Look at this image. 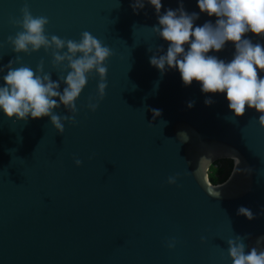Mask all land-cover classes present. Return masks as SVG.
<instances>
[{"label":"water","instance_id":"water-1","mask_svg":"<svg viewBox=\"0 0 264 264\" xmlns=\"http://www.w3.org/2000/svg\"><path fill=\"white\" fill-rule=\"evenodd\" d=\"M182 2L187 13L199 14L194 27L215 24L214 16L199 13L197 0ZM25 3L32 15L48 18L49 37L79 41L88 31L113 54L96 111L86 107L89 98L97 101L93 73L63 134L48 117L14 124L0 112V264H231L226 241L236 236L247 237L246 252L264 249L256 244L264 237L259 114L246 108L234 119L225 94H204L195 81L185 87L175 69L162 76L150 66L168 44L152 33L155 10L145 3L134 13L133 0H0V67L16 59L6 41L19 31L11 21ZM161 3L163 15L180 0ZM244 38L264 46V38ZM234 51L228 42L208 55L230 62ZM42 59L57 80L59 69L43 49L19 54L33 70ZM152 109L161 113L155 120ZM75 159L82 161L78 168ZM220 160L232 168L212 185L208 172ZM199 166L197 179L192 172ZM173 175L178 179L169 186ZM242 206L255 218L238 215Z\"/></svg>","mask_w":264,"mask_h":264},{"label":"clouds","instance_id":"clouds-1","mask_svg":"<svg viewBox=\"0 0 264 264\" xmlns=\"http://www.w3.org/2000/svg\"><path fill=\"white\" fill-rule=\"evenodd\" d=\"M145 3L151 5L158 17L152 33L168 44L165 54L160 55L161 49H157V54L150 57V66L162 76L166 70L175 69L185 87L195 81L204 94H225L234 119L242 117L246 108L254 110L259 114V128L264 131V77L259 75L264 72V46L244 38L248 33L264 38V0H197L199 13L214 16L216 22H205L195 27L199 14L187 13L182 0L177 9H167L163 15H160L161 0H133L131 7L134 13ZM11 23L19 31L14 36L10 35L6 43L16 54V59L0 67V73L6 71L0 86V112L14 124L48 117L56 134H63L65 123H75L76 101L93 73L99 78L97 101L93 103L89 98L86 107L91 112L96 111L105 95L107 61L113 53L88 31L80 34L79 41L56 35L49 37L45 33L48 18L32 15L27 3L20 9L19 19ZM228 42L235 49L230 62L208 55L210 51H222ZM41 49L51 55L52 69H59L55 81L51 79V72L44 71L43 59L35 70L20 63L19 54L30 55ZM61 83L64 85L62 91ZM212 102L211 99L205 100L206 105ZM192 106L190 102L188 107ZM61 107L68 114L60 115L54 111ZM151 111L153 120L161 115L158 109ZM148 124L152 125L151 122ZM74 165L78 168L82 161L75 159ZM192 174L199 179L200 166ZM177 179V175L169 176L166 183L174 185ZM208 194L213 195L211 189H208ZM218 196L219 193L214 198ZM237 214L248 220L255 218L251 210L243 206ZM245 239L247 237L236 236L226 241L231 264H264V249L258 250L254 246L246 252L248 246L244 243ZM261 243H264V237L256 241L257 245ZM167 247L174 248L175 240H170Z\"/></svg>","mask_w":264,"mask_h":264},{"label":"trees","instance_id":"trees-1","mask_svg":"<svg viewBox=\"0 0 264 264\" xmlns=\"http://www.w3.org/2000/svg\"><path fill=\"white\" fill-rule=\"evenodd\" d=\"M208 178L212 185L222 183L229 175V173L224 174V168L219 166L217 162H215L209 169Z\"/></svg>","mask_w":264,"mask_h":264},{"label":"rangeland","instance_id":"rangeland-1","mask_svg":"<svg viewBox=\"0 0 264 264\" xmlns=\"http://www.w3.org/2000/svg\"><path fill=\"white\" fill-rule=\"evenodd\" d=\"M219 166L224 168V174L229 173V171H231L232 168V161L229 160H220L217 162ZM210 171V170H209Z\"/></svg>","mask_w":264,"mask_h":264},{"label":"bare ground","instance_id":"bare-ground-1","mask_svg":"<svg viewBox=\"0 0 264 264\" xmlns=\"http://www.w3.org/2000/svg\"><path fill=\"white\" fill-rule=\"evenodd\" d=\"M234 162H236V160H234Z\"/></svg>","mask_w":264,"mask_h":264}]
</instances>
